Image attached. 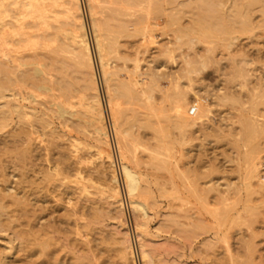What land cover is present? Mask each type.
<instances>
[{
    "label": "rangeland",
    "instance_id": "1",
    "mask_svg": "<svg viewBox=\"0 0 264 264\" xmlns=\"http://www.w3.org/2000/svg\"><path fill=\"white\" fill-rule=\"evenodd\" d=\"M107 1H108V4H107ZM109 1H111V2H109ZM120 1L119 0H92V7L94 8V10H92V11H94L95 13L97 12L96 14H94V16L96 15L94 18H96L95 19L96 23H98V27H100V30L97 28V35H98V38L100 37L99 39H101L100 40L101 42L102 41L103 42L108 41V40H105L107 38L106 36H109V38H111L110 36L113 34V31H115L114 35H112L114 37L113 41H115V42H113L114 44L110 48L111 50H113V52L110 50L108 53L109 49L103 50L104 56L106 57L105 59L108 60L107 61L108 62V68L113 74H115L116 79H114V80H116V83L118 81L119 82L120 81L125 82V83H119V84H125L127 87L129 86L131 92L133 91L132 94L134 93L133 95L129 96L130 98L129 97L125 98V96H123L119 92H116V90H113V89H115V87H112V90H111V93L114 94V96H115V97H113V98H115L114 103L118 104L116 106V107H118V108H116V110L117 109L120 110L123 114V121H122L121 127L124 126L125 128L124 127H122V128L126 129L127 130L126 133H127V135H129V136H127L126 134H125L126 136L124 134L122 135V137L124 139L126 138L125 139L126 141H122L123 139L121 140L124 143L123 144L122 142H120V139L118 140V135L116 134V132H114L116 130H115L114 119L112 116L113 114L111 113V109L109 108V105H107L106 96L104 93L105 92L104 87L101 86V83H99V97L101 100L102 114H103L105 129H106V132L108 135V143H109V145L102 146V149L104 150V152L105 151L107 152V153L105 152L106 154H110L112 161H113V168H114L116 177L118 179L117 184H118L119 194L121 197L120 199H121V202L123 204L122 205L123 212H124L123 216H124V221L126 222L125 227H126L127 233L129 234V239L131 240L133 247H134L135 264H142L141 261H139L140 258H139V251H138V245H137V243H138L137 237L133 231V228L135 227L136 218L134 217L130 207L128 206V198L124 192V186H123L124 184L122 182L120 172H119L120 162H126L122 158V153H121L122 150H120V148L121 147L126 148V146H128L127 147L128 149L126 148L128 151L127 154H128V156H130V157L127 156L128 157L127 163H129V162L131 163L129 165L134 167V169L137 172L138 178H139L140 188H139V191L137 193V196L139 199L144 200L145 202L148 201L147 204H149L148 211L146 212V214H147L146 216H149V217H146V220H147V218H148V220L146 221V227H144L143 229L145 230V233L147 235L146 239H145L147 242L144 244L145 245L147 244L146 247L149 250L150 256H151L152 261H153L152 264H226V263L228 264L231 261L232 262L229 264H264V202H263L264 195L262 196V194H264V181H262L263 183L260 182V180H262V179L264 180V177L262 178V175L264 176V173H262L264 171V153H263L264 152V145H263L264 144V136H263L264 129H261V127L264 128V113H263L264 112V19L262 18L260 21V18H259V17H262L263 15L262 16L259 15L260 12L257 10L258 7L255 5H254L255 7H253V6L251 7L252 9H247V11H250L248 13H246L247 11L244 9L245 10L244 13L247 14V15H245L244 13H242L240 11V9L237 8L239 6L238 4L235 5V6L238 5L237 7H228L229 3H227V5H226L224 2L225 5L222 3H221L222 5H221L220 2L217 3L215 1L211 4H210V2L197 1V3H200L201 5L203 4L202 6L200 4H199L200 6H198V4L195 3V1L194 2L192 1L191 3H190V1L189 2L187 1L188 4H186L187 3V2L185 3L186 0L185 1L180 0L182 4L180 2H177L179 0H174V1L172 0L175 4L174 3L172 4V2L168 3L170 1L167 2V0H157V1L152 0V2H150L151 0L150 1H148V0H146V1L145 0L144 1H142V0L141 1L129 0L128 3H127V0H125V1L120 0ZM132 2L134 5L132 4ZM138 2H139V4H138ZM153 2H154V4H153ZM79 3H80L83 21L85 22L84 24H85L87 34H88V40H89V43L91 45V50H92L94 60H95L93 33H92L91 23L89 21L90 17H89L88 0H79ZM101 3L106 5V6L101 5ZM123 4L126 7H124ZM135 4L136 5L138 4L139 6L138 5L136 6ZM183 4H185V5H183ZM189 4H192V5H189ZM217 4H220V5H217ZM111 5H113V6H111ZM116 5H117L118 9H123V8L124 9L118 10L116 8ZM142 6H143V8H141ZM207 6L210 9L207 8ZM212 6L215 8H212ZM229 6H231V5H229ZM232 6H234V4H232ZM102 7H105V8H102ZM133 7H134V10L131 9ZM198 7H202V9H200V11H199ZM203 7H205V9ZM99 8L100 9L102 8V9L100 10ZM138 8H140V9H138ZM147 8H149V9H147ZM159 8H162V9H159ZM150 9H151V12H150ZM206 9H208L209 12H207ZM211 9H214V10L216 9V10L215 11L213 10L214 12H211L212 11ZM242 9L243 8H241V10ZM109 10H111L113 13L112 12L109 13L108 12ZM115 10H117V11H115ZM138 10H141V11H138ZM105 11H107L109 16H107V13ZM155 11L156 12L158 11V12L156 13ZM176 11H177V14H179V15L176 14ZM167 12H169V13H167ZM174 12H175L177 17H175ZM225 12H227V13L225 14ZM131 13H132V15H131ZM129 14L131 15L130 16L131 18H127V17H129ZM134 14H136V15H134ZM141 14L143 16H141ZM168 14H170V15H168ZM242 14L244 17L240 16ZM117 15H119V16H117ZM120 15L122 16V18ZM166 15L169 16L170 19H172V16L174 15V19H175V20L173 19L174 22H171L172 20H169V17H167ZM134 16H135V18H134ZM138 16H140L141 18ZM145 16H148V18ZM226 16H228L227 17L228 19L226 18ZM237 16H238V18H237ZM247 16L250 18L248 19ZM102 17H103V20L101 19ZM123 17H124V19H123ZM164 17L165 18L167 17V18L165 19ZM178 17H179V19H178ZM191 17L193 18V21H192ZM106 18L107 19L109 18L108 20H110V21L106 20ZM112 18L114 20H112ZM119 18H121V20L123 19L122 20L123 22L119 21L120 20ZM176 18L178 19V21ZM218 18H220V19L222 18V19L218 20ZM104 19H105V21H104ZM128 19H130V20H128ZM135 19H137L136 22H135ZM225 19H227L230 22H228L227 20L225 21ZM116 20H117V22H116ZM138 20H140V21H138ZM202 20L206 21V22L204 21L206 23V25ZM214 20H216V21H214ZM132 21H134V24H136V27H138V30H136L134 24H133V27L131 26ZM241 21H242V23H240ZM244 21H246V23H244ZM259 21L262 23V26H257ZM140 22L142 23L141 26L138 25V24H141ZM145 22L147 23V25ZM176 22H178V23H176ZM202 22L204 25L202 24ZM208 22H209V24H208ZM220 22H222V24H220ZM260 22H259V24H261ZM109 23H111V25L108 26ZM126 23L127 24L129 23L130 25L128 24L129 26H127ZM170 23L171 24L173 23L172 25L177 29H175L173 26H171ZM223 23L225 25H223ZM112 24H113V26H112ZM121 24H122V26H121ZM210 24L212 26H214V28H212L211 30H209V28L211 27V26H209ZM216 24H218V26ZM229 24H230V26H229ZM148 25L150 27H148ZM215 25L217 26V28L215 31H213L216 27ZM114 26H115V28H114ZM118 26H119V28H118ZM123 26H125V29ZM202 26H204V27H202ZM225 26H227V27L225 28ZM231 26H233V27H231ZM130 27H132V28H130ZM166 27H167V29H166ZM222 27L224 28V31H223ZM228 27H230V28L228 29ZM101 28L103 29L102 30L103 32L101 31ZM110 28H111V31H109ZM112 28H113V30H112ZM126 28H127V30L132 29L134 34L131 33L132 32L131 30H130L131 32L130 31L127 32ZM149 28H151V29H149ZM197 28H199L198 31H197ZM161 29H163V30H161ZM173 29L175 31L179 30L180 31L179 34L180 35L182 34L181 36H183V37H180L179 41L176 40V36H175L176 32L174 31L175 32L174 33ZM219 29L222 30V33L220 32V34H217V32H218L217 30H219ZM241 29H243L244 31ZM116 30H117V32L118 31H121V32H119L117 34ZM143 30H144V32H143ZM238 30H240V31H238ZM248 30H249V32H248ZM104 31H107V32L105 33ZM145 31H146V34H145ZM183 31L185 32V34ZM201 31H203V32L201 33ZM209 32H212V34L214 36L215 35H217V36H215V38H214V36L213 35L211 36L209 34ZM213 32H215V34ZM228 32L229 33L232 32V34H228ZM123 33L124 34L126 33V34L123 35ZM138 33H140V35ZM142 33H144V34H142ZM196 33H197V35H195ZM101 34H102V37H101ZM106 34H108V35H106ZM208 34H209V36H207ZM103 35H105V38ZM220 36H221V38L219 39ZM212 37H213V39H212ZM216 37H218V39ZM197 38H199V39H197ZM225 38L228 40H226ZM184 40H186V42H184ZM194 42H195V44H194ZM228 43H229V45L230 44H232V45L229 47ZM185 44H188V45H185ZM17 49L18 48H16V50ZM19 49L17 50L18 52H20V50H21V49L20 50ZM204 49L208 50V51L204 52ZM36 51H37V53L39 52V50H36ZM21 52L20 53L22 54L21 56H23V60L33 59L32 58V55H33L32 51L23 52L21 50ZM110 52H112V53H110ZM181 53L184 54V55L182 54V57L180 55ZM246 55L248 57H246ZM0 56H1V54H0ZM238 56L239 57L241 56L242 59L239 58ZM242 56H244V57H242ZM229 57H231V59ZM185 58H186V60H185ZM245 58L248 60H246ZM189 60L190 61L192 60L193 62L191 63ZM187 61H189L188 65L186 64V63H188ZM235 61L237 63H239L240 61H242V62L244 61L243 63L245 65L242 62H240L241 64H237ZM135 62H137V64H138L137 68H135ZM231 62H232V64H231ZM251 62H253V63H251ZM193 63L194 64L196 63V65H194ZM242 64H243V66H242ZM229 66H231V67H229ZM153 67H155L156 69ZM246 67L248 68V70ZM147 68H149V70ZM243 68L244 69L246 68V70H243ZM119 69L121 70V72L119 71ZM136 69L138 71L139 70H141V71L138 72ZM241 69L248 74V76H246L248 79L245 78V81L243 78L239 77V74H240L239 72L237 73L238 75L235 73L236 71H239ZM152 70L155 71V72H153L155 75L159 74L158 78L156 77L157 75L154 76L156 81L154 79L155 82H153V84L156 83L155 84L156 86H154L152 84V82L149 85L148 80H147L148 76L147 77L145 76L149 72L151 75ZM156 70H157V72H156ZM234 70H235V72H234ZM184 71H188V72H186V74H189V75H185ZM226 72L229 75H231L230 78L228 77ZM125 73H127V74L125 75ZM136 75H138V77ZM128 76H130L129 77L130 79L128 78ZM144 77L147 79H145ZM181 77L184 80L181 79ZM238 77L241 79L239 80ZM131 79L135 80V83L137 85L133 82V80H132V82L134 84L132 82H130ZM228 79L229 80L231 79L230 80L231 84H230V81ZM246 80H248V81L250 80L249 81L250 83L248 81L246 82ZM227 82H229V83H227ZM232 82H234V83L236 82L237 84H234ZM239 82L245 86H241ZM257 82H259L258 85H257ZM260 82H261V85L259 86ZM129 83H131V84H129ZM188 83H190V84H188ZM151 84L153 85L152 87H151ZM172 84H174V85H172ZM177 85L179 86V88ZM183 85H184V87H183ZM148 86H150V88H147ZM185 86H187V87H185ZM229 86H231V87H229ZM250 86L252 88L254 87V89H251ZM175 87H177V88H175ZM240 87L244 88L245 93H243L244 90H242ZM247 87L250 89H248ZM22 88H23V90L19 86L18 87L14 86L15 90H13V91L11 90V91L12 92H14V91L18 92L19 91L18 94L19 93L21 94V96H18L19 98L22 96L25 97L26 91L31 92L30 88H28V89L26 87H22ZM227 88H228V90H227ZM179 89H181V90H179ZM187 89H189V90H187ZM240 89L243 92L240 91ZM246 89H248L249 91H247ZM137 91H138V94H135V93H137ZM176 91H178V92L176 93ZM116 93H119V94H116ZM175 93H176V95L178 93H182V95H185L189 105H192L196 99L197 105H199L198 104V101H199L200 104H203L204 107H206L208 109V112L206 109L205 114H204V111H202L203 116L199 120H197L198 125L188 127L187 129L183 130L182 133L179 132L180 130L177 127V125L175 128V127L171 126V124L169 122L173 118L172 117L173 110H172L171 104H173V102H174L173 100H170V99H174V98L177 99V97H178V95L176 96ZM145 94H146V96H145ZM148 94L150 95L151 98H149ZM228 94L230 95V97L228 96ZM232 94L234 95V97L239 95L241 97V98L238 97V98H240L239 99L240 102L238 100L237 101L235 100V98H237V97H235V98L233 97V99H232L231 98L233 96ZM134 95H137L136 97H138V95H139V97L141 99L139 97H138L139 99L138 98L136 99V97ZM15 96L17 98L16 94H15ZM39 96L37 98L41 102L48 100L45 98L46 97L45 95H42V93H40ZM78 96H76L77 97L76 99L75 98L72 99V101L74 103H76L78 101V98L80 97V96L79 97ZM119 96L121 98H119ZM132 96L134 97V99L132 98ZM164 96L165 97L167 96V97L164 99ZM142 97L143 98L146 97V100L150 101V104L153 107V108L151 107L153 113H152V111H148L146 109L150 106L147 103L146 107H145L146 100L145 99L143 100ZM215 97H217V98H215ZM245 97L247 98V100H245L246 99ZM40 98H42V100ZM222 98H224L225 100ZM243 98H245V99L243 100ZM250 98L253 100H251ZM38 99H37V102H38L37 106L33 105L34 103L31 104V106H33V108L36 110V111L34 110L36 113H38L40 110H42V108H40L41 105H39L41 102L39 103ZM124 100H125V102H123ZM140 100H142L144 102H142ZM215 100L217 101V103ZM232 100H234L235 103ZM130 101L133 103H131ZM231 101H232V104H231ZM246 101H249V102H246ZM26 102L27 101H25V103L24 102L23 103L27 105ZM136 102H138V103H136ZM139 102H140V105H139ZM157 102L160 104H158ZM244 102H246V103H244ZM134 103L136 104V106ZM236 104L239 105L238 107H240V108L246 107L245 110H248V111H245L244 108L236 109L238 111L242 110L241 112L236 111L235 110V108H237ZM147 105H148V107H147ZM153 105H155V106H153ZM255 105H258V106L256 107ZM261 105H263V106H261ZM142 106H144V107H142ZM247 107H248V109H247ZM249 107L252 109L255 108L258 111V113H256V110L254 111L256 114L252 113L253 111L250 110ZM74 109H77L78 113L81 110L79 107H76V105L73 108V110ZM185 109H186L185 111L187 112V108H185ZM233 109H234V111H233ZM77 110L76 111L74 110L75 116L72 115L71 116V117H73L72 119H71V117H69V118L67 117V121H65L64 124H61L63 122L61 121V123H60V120L57 118L59 120L58 121L56 119V116L52 117L54 115H51V114L48 115L49 117L52 118L51 121L49 120L50 121L49 127L51 128V125H52L56 129L55 130L54 128H52L54 130V135H56V134L58 135V132H59L60 138H61V136L64 134L62 136L63 138H61V139L59 138L60 140H58V139L55 140L56 141L55 144L57 145V143H58V146H53V149L50 148L51 149L50 154L54 155V157H55V153H56V155H58V152H55V151H60L62 153L68 154V155L71 153L72 158H74L76 156H79V157L85 156L84 158H89L91 156L93 161H88L89 162V163H87L88 166L86 164L87 167H90L88 169L91 170V172L89 171L90 172L89 175H91V176H86V174H84V173L81 174L82 176H85L83 182L87 185H90V187L88 188V191L91 193L90 195H88L89 200H87V198H83V196L80 195L79 192L74 188V185H75L74 180L76 178V175L73 172L64 173L63 171H65V170L62 169L63 165L60 163H58V164L56 163V164H57V167L59 169L61 168L63 170L62 171L60 169V171H62L60 175L64 176V180H62L63 182L61 180H59L60 175L57 176V177H59L58 178L59 181L56 180L54 182L49 181L50 183L47 182L49 184V186H48V184L46 185L45 181L41 182V180H40L41 177L43 178L42 180L46 179L43 176H44L45 172L47 171V168L53 164L52 161L54 160V157L52 156L53 159L51 158V155H50V158H49V156L47 157V154L50 151H47V149H49V147L46 146V145H48L46 143L48 142V140H50V139H48L50 137V135L47 132L45 134H48L49 136L43 135V132L45 131V129H44L43 125L40 124V126L43 127V129H44V131L42 129L43 132H41V128L38 126L40 122H38L36 120H34V121H36V123L38 122L37 123L38 125H36V123L33 121L35 124H33L34 127L31 128V130H34L36 128V130H34L33 132L35 133V131H36L35 134L36 135L38 134V138L42 142L41 144H38V145L35 142L36 146H39L38 148L40 150L39 149L36 150L37 149V147H36L35 149H32L33 150L32 151L31 145H29L30 147H26L27 145L24 144V142H21V140H20L19 142H17L15 144V146L16 147H17V145L21 146V148H23V150L21 149L22 151H20V147H18L19 149H14L15 148L14 147V148L10 149L11 151H15V152H13V154L11 151H9L7 154L10 155V153H11L10 156L4 155L2 157V159L3 158L6 159V157L8 159V160L6 159L7 162L5 161V159H3L5 161V166H8V167H6V171L8 172L7 174H9L8 175V184L11 185L12 191L15 190V189H13V187H16V190H19V188H20L19 186L22 184V182L20 181V183H21L20 184L19 179L17 177L20 178L21 171L18 170L16 166H18L20 163L24 164L26 162L28 168L25 167L26 164H24L25 166L20 164L23 167H20V165H19V167L22 169V172H23L22 174L23 175L25 174L24 176L28 177V178L26 177L27 181H29V175L31 176L30 178H32L31 174L33 173V180L30 179L31 182H27V185L29 184L28 188L26 187L27 185L23 186L24 188L22 187L25 190V191H22V193L25 192L26 195H28V193H29L28 199H30L31 205L32 204H33V206L36 205L35 209L37 207H39V209L41 207L43 208L42 211L44 213H42V211L40 213V210H39V212L37 210V212H35V215L40 218V221L42 220V222H40V221L39 222L43 223V225L47 227V231L51 232L50 234H48V237H50L48 242L51 244L53 242L56 243V241H57L56 244L53 243L50 245V246L53 245L51 247L52 249L50 248V246H48L49 248H47L48 249L47 254L48 253L51 254L53 252V255L57 256L56 257L57 259H54L55 258L54 256H53L54 257L53 258L52 256L49 255L50 257H47V259H46L48 263H46V262H44L45 259L42 256L43 258L40 257L42 259H39V257H38L39 260L36 259L38 262L41 260L42 263L44 262L45 264H62L61 263V260H62L63 264H73L71 262L74 260V261H76V262L73 261L74 264L75 263L78 264V263H80V261H78L76 259L77 257L72 256V254H74V255L83 254L84 255L87 252L86 255H88L90 257L91 261H93L95 259L96 264H103V262L105 264H109V263L112 264V260L115 261V263L113 261V264H117V257L115 258L116 255H115V253H113L114 251L111 250V247H112L111 243L113 242V237L115 236L114 229L116 227V225H115L116 220L112 218L114 216V213L107 212L109 207H110V205L108 203H104V204H98L100 202H98V203L96 202L97 204L94 203L97 205L94 207H96V208H99V206L101 207V208H99V210H102L103 207L105 208V209H103L104 215L99 216V217H104V218H102V219L98 218L101 221L98 220V221H96V223H94L95 226L97 224L98 225L95 227V226H93L94 225L93 224L91 226V229L88 231V235H87V239L89 240L88 246L86 244L81 243L78 240V237L74 236V238H77L75 240L72 237L74 235L72 232L71 233L73 235L71 233H70L71 234L70 235L68 232L65 233V232L61 231V229L64 226H61L58 224V222H59L58 220L61 217L60 215H62L64 212L63 207H67L68 209L75 207L79 211V213H78L79 218H80L79 224H84V223L90 221V218L92 216H90V214H89L90 213L89 207H91L93 204L92 202L90 203V201L93 199L96 200V197H97L96 192H97V190H99V189L101 190V188H102V185H100L98 183L96 176H95L96 171L98 170L97 168H99V165H98L99 162H98V160L95 161L94 157H92V154L95 150V147H97L96 146L97 143L94 139V135L92 136L90 126L88 124L86 125L85 123H83L85 121L82 119H84L85 116H81L82 114L81 115L79 114L80 117H83V118L81 119L80 117H78L79 115L76 113ZM243 110L245 112H243ZM168 111H170V113ZM165 112H166V114H165ZM234 113H235V115H234ZM236 113L237 114L241 113L240 115H243V114L245 115V113H246L248 116H250L251 119L253 118L252 120L254 121V123H255L254 118H256V121L258 120V122L260 120L261 123L259 122V124H258L260 126L257 125L258 122L255 124L257 125L256 126L257 128L259 127L258 128L259 129L258 134L260 133V129H261V133L263 131V133H262L263 137L257 135V137L258 138L260 137V138L259 139L255 138L256 142H257V147L259 145L258 148H260L259 150H257L258 148H256L258 155H259V151H261L260 152L261 156L259 155V157H258V160H259L258 161L259 162L258 171L260 173L259 172L257 173V179L251 180V182H250L251 186H249L248 187L249 189H247L248 192H244V191H246V189L244 188L245 189L244 190L243 186L246 187V184H244L245 180H242L241 178L244 177L243 173L245 172V169L247 168L246 163L249 162L248 160H251V159H248L247 154L245 155V153L248 151L247 148H250V147H248V145H247L246 149L244 150L242 145H240L241 143L239 141L237 142L238 139H241V142L243 144H245L244 139L242 140L243 135L240 134V137L238 136V133H240L242 131V129L239 130V127L241 125L240 126L238 125L240 123L239 120H240L241 116L239 115L240 116L239 117ZM131 114H133V115H131ZM152 114H154V116H151ZM185 114L188 115L187 113H185ZM195 114H196V112H195ZM251 114H253V115H251ZM76 115H78V116H76ZM130 115H131V117H130ZM49 117H48V119H49ZM146 117H147V119L149 118L148 119L149 121L151 120V123L154 122L157 127L159 126V128L162 127L161 124L164 125L165 128H163L164 126L162 128H163V131H165L166 133L165 132L161 133L160 135H162V136L156 135L157 133L155 134V132L152 129L145 127L143 125V123H141V122L143 120L145 121ZM153 117H155V118L153 119ZM188 117H192V116L188 115ZM77 118H78L77 124L81 129L78 127L77 128L74 127L75 125L77 126V124H76ZM230 118H232V119H230ZM236 118L237 119L239 118V120H236ZM13 119L15 121L16 118L13 117ZM234 119L236 121H234ZM148 120H146V121H148ZM52 121H53V124H52ZM79 121L80 122L82 121L81 123L84 125L81 126L82 125L81 123L79 125ZM165 121H167V122L165 123ZM129 124L131 127L129 126ZM169 124H170V126H169ZM225 125L228 127H226ZM229 125L232 127H230ZM6 126H7L6 128H4L5 126L2 128L3 130H1V132H0L1 133L0 138L8 137V135H9L8 129L11 130V128H13L14 125H13V122H10ZM18 126L20 127V125H17L16 127H18ZM88 126L90 129L88 128ZM237 126H239V127H237ZM79 129L82 131H80ZM233 130L235 131V133ZM237 130H239L240 132H238ZM37 131H38V133H37ZM55 131H57V132H55ZM228 132L231 134L230 136H232V137L229 136ZM151 133H152V135H151ZM41 134L43 135V137L45 136L44 139H43V137H41L42 136ZM165 134L167 136H164ZM4 135H6V136H4ZM235 135L238 137V139H237V137H234ZM33 137H35V135H33ZM115 140L117 141L119 151H117L118 148L116 146ZM257 140H260V141H257ZM127 141H129V142H127ZM159 142L161 145H159ZM167 142L169 143L170 147L168 146ZM174 142H176V143H174ZM180 142H183V143H180ZM74 143H75V145H74ZM120 143H122L123 145H120ZM55 144H53V145H55ZM64 144L66 145V147L64 146ZM76 144H77V146H76ZM130 144H132V145H130ZM235 144L237 145V147H239V149L236 148ZM43 145L45 147H48V148L45 149V147ZM40 146H42V148L43 147L44 148L41 149ZM106 146H108V147L106 148ZM56 147L57 148L59 147L61 150L59 148L56 149ZM158 147H160L159 149L162 148L163 150L161 149L158 151ZM25 148H27V149L29 148L31 150L30 156H29L30 152L29 153L24 152V151H27V150H25ZM75 148H77V149H75ZM156 148H157V151L159 153V154L156 153V156L158 155L156 158V159H158L157 161L158 162H160V160L165 161L166 162L165 163L166 164V171H167V173L168 172H170V173L167 174L165 169L162 170L160 168H156V166H155L156 163H154V162H157V161H155V158L153 157L155 155L152 153V152H154V153L157 152V151H155ZM126 149H125V151H126ZM131 149H133V150H131ZM153 149H154V151H153ZM42 150L44 152H45V150L47 151L46 156L43 155L44 152ZM53 150L55 152L54 154H52ZM39 151L41 153H39ZM16 152H18L20 155ZM72 152H74V156H73ZM14 153L16 154V156H14ZM22 153L24 154V156L22 155ZM162 153H165V155ZM17 154L21 157V159H22V156H23V158L26 156L23 159L24 161H22L17 156ZM32 154H34V155H32ZM119 155L121 157H118ZM161 156H163L164 158ZM11 157H14V159L13 158L9 159ZM27 157H29L30 159H28ZM57 157L58 156L55 157V161H53V162L57 161L56 160ZM168 157H170V158H168ZM91 158H90V160H91ZM242 158H243V161L241 160ZM47 159H48V162H47ZM51 159H52V161L50 162ZM18 160L21 162H19ZM253 160L254 159H252V162H253ZM8 161H10V163L13 161L11 163L12 165H10ZM241 162L242 163L244 162L246 165L244 166V163L242 164ZM47 163H49L50 165H48ZM132 164L135 166H133ZM58 165L62 166V167H59ZM244 167H246V168L244 169ZM40 168H42L43 170L42 169L40 170ZM173 168H175L174 169L175 172L174 171L171 172L173 170ZM25 171L28 175H26ZM40 171H43V172H40ZM181 175H182V177H184V179L182 177H180ZM12 176L15 178L13 179ZM57 177H56V179H57ZM34 178H36V180ZM172 178H173V180H172ZM195 179H196V181H195ZM258 179H260V180H258ZM34 180L36 183L35 185L32 182ZM188 180H189V182H191V184L188 183ZM240 181L243 183V185H242V183L239 184ZM58 182L61 185V187L59 189L57 188L60 186V185H58ZM61 182L64 183V185H62ZM159 182L161 184H159ZM205 182H208V183H205ZM215 182L219 183L218 184L219 188L221 185L220 189H224L225 183H230L232 185L230 187H233L234 185H236L237 187H238V185H240V186L242 185L241 187L239 186L240 190H238L239 187L237 190L233 187L235 189V192H232L234 189L230 188L228 185L226 187V189H227L226 192H228V190H229V192L232 190L230 193H238L239 192L240 197H241L240 200L243 202H241L240 200L239 201H240V203H243V205L239 204V202H236V200L235 201L233 200L234 203L236 202L238 204H237L236 208L233 207V209L235 208L234 210L228 212L229 209H231L232 205H228L227 203L232 202V199H234V198H232L233 194H232V197H231V194L229 195V193H228V196H226L227 195L226 192L223 193L224 190H226V189H224L221 191L222 195H224L223 196L224 198H220L219 197L220 194L218 195L220 189L218 187H216V189H215V186H214ZM259 182L262 184L260 185ZM31 183L33 184L35 189H36V187H38V189H39V190L36 189V190H38V192L34 193V195L36 194L35 198L32 197L33 193H30V191L35 192V189L33 188V186H31L32 185ZM40 183H43L45 187L43 186V184H40ZM185 184L187 185L186 187H184ZM189 184H190L191 188L188 187ZM195 185H196V187H194ZM209 185H211V186L213 185L214 189L216 190V191L212 190V192H215V193H213V195H212V193H210L211 191L208 190ZM66 186H68V188H65ZM211 186H210V189L212 188ZM17 187H19V188L17 189ZM39 187H41L42 189ZM206 187H207V190L209 192L205 191L206 189H204V188H206ZM45 188H46L47 193H45V190H44ZM56 188L58 189V192H57ZM186 188H188V189H186ZM217 188H218V193H216ZM192 189L196 190V192H198V193L191 194ZM202 189H203V191H202ZM62 190L63 191L65 190L66 193H68V195L71 197V200H72L71 206L66 205L64 203V201H60L58 199V198H60L61 195H57V194H62L63 193ZM249 190H250V192H249ZM40 192H41V194H40ZM205 192H207L208 194L205 195ZM209 193L213 197L211 195L209 196ZM246 193H248L249 197L251 198V200H249V201H251V207L249 206L250 202H249V204H248V202H246V204L244 202V201H248V198H249L246 195ZM215 195H216V198L218 199V203H219L220 199L221 200L223 199L222 201L220 200V202H222V203L226 202V203H224V205L225 204H227V205L224 206L223 204L221 205V203H220V206L214 205V203L212 204V201L214 199L212 200L210 198H214ZM235 195H238V194H235ZM235 195H234V197H235ZM62 196L64 197V194ZM62 196H61V198H62ZM244 196L246 197L247 200H245L243 198ZM227 197L228 198L231 197L232 199H228ZM203 198L205 200L209 198L210 200L204 201ZM216 198H215V200H216ZM215 200L213 202H215ZM96 201H98V200H96ZM216 203L217 202H215V204ZM234 203H232V204L234 205ZM81 205H83V206H81ZM101 205H103V207ZM222 206H224V207L227 206L226 207L227 210H225V209L221 210L222 208H224ZM241 206L242 207L247 206L248 208L250 207L252 209L249 208L248 209L249 211L247 210L248 212H246L245 210L240 208ZM244 209H246V207ZM235 210H236V212H238L237 210H240L241 212L239 211L240 213L234 214V213H236ZM219 211L220 212L223 211L224 213H226L228 216V219H226L227 216H224V214H223V218L224 217H226V218L225 219L220 218L221 214H219L220 213ZM233 211H234V213H231ZM215 212H217L218 214ZM227 212L231 213V214H228ZM38 213H39V215H37ZM241 213L243 216L241 215ZM192 217H193V220L195 219L194 222L191 219ZM171 218L175 219L176 224H172V222L175 223V221H172ZM187 218H190V219L188 220ZM168 219L171 220V222L168 221ZM72 220L73 219H70V222H72ZM137 220H138V218H137ZM139 220H140V218H139ZM188 221L191 223H188ZM44 223H47V224H44ZM54 228L57 229V231L54 230ZM58 228H59V231H58ZM70 228H72V227L70 226ZM15 229H16L15 231H17V229L20 230V229H25V228L19 229L16 227ZM2 230H4V231L2 232L0 230L2 232V233H0L1 234L0 235V253L2 252L3 254L7 255V259L4 262L8 263V264H21V262H20L21 259H23L27 254L26 253L27 251L26 252H23V251L28 250V249H25V250L17 249L18 251L17 250L14 251L12 247L17 244L16 243L17 240L15 241L13 239L15 241L14 245H13L12 244V242H13L12 234L10 232H9L10 233L9 234L8 230H6L5 228ZM11 230H13V229H9V231H11ZM5 231H7V232H5ZM80 231H81V229H80ZM4 232L6 233V235ZM62 234L64 235L65 239L63 238ZM8 235L9 236L11 235L12 237H9ZM68 235H70L74 239V241L70 236L68 237ZM6 236L9 237L8 240H7ZM67 237H68V239H67ZM62 238L64 239V241H66V239H67V241H66L67 243L64 242L62 240ZM70 238L72 239V244L68 243ZM9 239L11 240L10 243L12 245L9 243ZM54 240H56V241H54ZM48 242L46 243L47 245L49 244ZM69 244L72 245V246L70 245L72 247V249L69 246L71 252L69 251V247L66 246ZM46 247L47 246H44L43 248H46ZM67 248H68V250H67ZM89 249H90V251H88ZM46 251L47 250H45V252ZM54 252H56V253L58 252V254L55 255ZM68 252H70V253H68ZM93 255L94 256L96 255L97 257L95 256L96 257L95 258ZM102 255L104 256V259H106V260L101 263V260L103 258ZM49 258L51 260H53L54 262L49 260ZM110 260H111V262H110ZM228 260H229V262H228Z\"/></svg>",
    "mask_w": 264,
    "mask_h": 264
},
{
    "label": "bare ground",
    "instance_id": "2",
    "mask_svg": "<svg viewBox=\"0 0 264 264\" xmlns=\"http://www.w3.org/2000/svg\"><path fill=\"white\" fill-rule=\"evenodd\" d=\"M120 1V0H119ZM123 1H125V0H123ZM128 1L129 0H127V3H128ZM134 1H137V0H134ZM138 1H141V0H138ZM142 1H144V0H142ZM146 1V0H145ZM148 1H150V0H148ZM157 1V0H156ZM168 1H170V2H168ZM174 1V0H173ZM172 0H167V2L168 3H171L172 2V4L174 3ZM183 1H185V0H183ZM189 2L190 1V3L193 1H195V3L196 4H198V6H200L201 4L200 3H197V1H201V2H210V4L211 3H213L214 1L215 2H217V3H219L220 2V4L222 3V4H224V2H225V4L227 5V3H229V5H231V6H229L228 5V7H237L238 5V9H240V11L242 12V13H244V11L246 10L247 11V9H252L251 7L253 6V7H255V6H257L258 7V11L260 12V16H262V17H259L260 18V21H261V19L263 18L264 19V0H186L185 1V3L186 2ZM106 2V1H105ZM109 2H111V1H109ZM121 2V1H120ZM150 2H152V0L150 1ZM177 2H180L181 3V1L179 0V1H177ZM188 2L186 3V4H188ZM104 3V2H103ZM125 3V2H124ZM131 3V2H130ZM147 3V2H146ZM167 3V4H168ZM184 3V2H183ZM194 3V4H195ZM100 4V3H99ZM105 4V3H104ZM104 4H102L101 3V5H104ZM107 4H108V1H107ZM115 4V3H114ZM121 4V3H120ZM132 4H133V2H132ZM138 4H139V2H138ZM137 4V5H138ZM153 4H154V2H153ZM161 4V3H160ZM175 4V3H174ZM182 4V3H181ZM200 4V5H199ZM209 4V3H208ZM207 4V5H208ZM209 4V5H210ZM220 4H217V5H220ZM221 4V5H222ZM224 4V5H225ZM232 4H234V6H232ZM236 4H238L237 6H235ZM110 5V4H109ZM118 5V4H117ZM117 5H116V8H117ZM134 5V4H133ZM136 5V4H135ZM136 5V6H137ZM183 5H185V4H183ZM189 5H192V4H189ZM188 5V6H189ZM203 5V4H202ZM201 5V6H202ZM255 5V6H254ZM99 6V5H98ZM97 6V7H98ZM104 6H106V5H104ZM111 6H113V5H111ZM119 6V5H118ZM123 6H124V4H123ZM122 6V7H123ZM139 6V5H138ZM144 6V5H143ZM143 6L141 7V8H143ZM176 6V5H175ZM206 6V5H205ZM120 7V6H119ZM124 7H126V6H124ZM131 7V6H130ZM197 7V6H196ZM217 7V6H216ZM224 7V6H223ZM222 7V8H223ZM227 7V8H228ZM240 7V8H239ZM250 7V8H249ZM88 8H89V17H90V23H91V28H92V33H93V40H94V50H95V60H94V56H93V53H92V50H91V45H90V43H89V40H88V34H87V30H86V27H85V22L83 21V17H82V13H81V8H80V3H79V0H0V54H1V58H0V132H1V130H3L2 128L4 127V128H6L7 126L6 125H8V123H10V122H13V125L16 127L17 125H20V127L18 126V127H14L13 126V128H11V130H9L8 129V131H9V135H8V137H4V138H0V230L3 232L4 230H2V229H6V230H8V233L10 232L11 234H12V236H13V238H12V240L14 239L15 241L17 240V244L15 245V246H13L12 248H13V250L14 251H16L17 249H20V250H25V249H28V250H25V251H23V252H26L27 254H26V256L23 258V259H21V264H41L42 263V261L40 262H38L36 259H38V257H39V259H42L43 257H44V259H45V261L44 262H46V263H48L47 262V257H50V256H54L53 255V252L51 253V254H47V252H48V249L47 248H49L48 246H50L51 244H53V243H49L48 241H49V238L50 237H48V234H50L51 232H49V231H47V227L46 226H44L43 225V223H40V222H42V220L40 221V218L39 217H37L36 215H35V212H37V210H38V212H39V210H40V213H41V211L43 210V208L41 207L40 209H39V207H37L36 209H35V207H36V205H34L33 206V204L31 205L30 203V199H28V196H29V193H28V195H26L25 194V192L24 193H22V191H25L23 188V186H25V185H27V182H31L30 181V179H32L33 180V173L31 174L32 175V178H30L31 176L29 175V181H27L26 179L28 178L27 176H24L22 173V169L20 168V167H23V166H25L24 164H26V162L23 164H21V165H23V166H21L20 164V167H19V165L18 166H16L17 167V169L18 170H20L21 171V176H20V178L19 177H17L18 179H19V183H20V181L22 182V184L19 186V187H17V189L19 188V190H16V187H13V189H15V190H13L12 191V187H11V185H9L8 184V175L9 174H7L8 172L6 171V167H8V166H5V161H6V159H7V157H6V159L5 158H3V159H5V161L2 159V157L4 156V155H9V154H7L9 151H11L10 149L11 148H14V149H19L18 147H20V151H22L23 150V148H21V146H18L17 145V147L15 146V144L17 143V142H19L20 140H21V142H24V144H26L25 146L26 147H30L29 145H31L32 147H31V150L32 149H35L36 147H37V149L36 150H38L39 148V146H36V143H37V145L38 144H41L42 142H41V140L38 138V134L36 135L35 133H36V131H35V133L33 132L34 130H36V128L34 129V130H31V128H33L34 126H33V124H35L36 123V121H38V122H40L39 123V125L36 123V125H38L40 128H41V132H43L44 131V129H45V131L43 132V135H50V137L48 138V139H50V140H48V142L46 143V144H48V145H46V146H48L49 147V149H47V151H50V152H48V154H47V157L49 156V158H50V153H51V149L50 148H52L53 149V146H58V143H57V145L55 144V140L56 139H58V140H60L61 138H63L62 136L64 135H62L61 136V138H60V134H59V132H58V135L56 134V135H54V130L52 129V128H54L52 125H51V128L49 127L50 126V121H51V117H49L48 115L49 114H51V115H54V116H52V117H55L56 116V119L58 118L59 120H60V123H61V121L63 122V123H61V124H64V122L65 121H67V117L69 118V117H71L72 115L73 116H75V111L77 110V109H74L73 110V108L75 107V105H76V107H79L80 109V112L78 113V110H77V114L79 115H81V116H85L84 117V119H82L83 117H80V115L78 116V115H76V116H78V117H80L82 120H84L85 122H83V123H85L86 125L88 124L89 126H90V128H91V133H92V136L94 135V139H95V141H96V143H97V147H95V150H94V152H93V154H92V157H94V160L96 161V160H98V165H99V168H97L98 170L96 171V179H97V181H98V183L100 184V185H102V188H101V190L99 189V190H97V192H96V194H97V197H96V200H98V201H96V200H91L90 201V203L92 202L93 204L94 203H98V202H100V203H98V204H104V203H108L109 205H110V207H109V209H108V211L107 212H112V213H114V216L112 217L113 219H115L116 221H115V225H116V227H115V229H114V233H115V236L113 237V242L111 243V245H112V247H111V250H113L114 252L113 253H115V258L117 257V264H135V255H134V247H133V244H132V242H131V240L129 239V234L127 233V230H126V227H125V224H126V222L124 221V216H123V207H122V202H121V197H120V194H119V189H118V179H117V177H116V174H115V171H114V168H113V161H112V158H111V156H110V154H106L105 152H104V150L102 149V146H105V145H109V143H108V135H107V132H106V129H105V124H104V119H103V114H102V108H101V100H100V97H99V83H101V86H103L104 87V93H105V96H106V101H107V105H109V108L111 109V113L113 114L112 116H113V119H114V123H115V130L116 131H114V132H116V134L118 135V140L120 139V142H122V141H126L123 137H122V135L124 134H126L127 135V133H126V129H124L125 127L124 126H122V127H124V128H122L121 127V124H122V121H123V114H122V112L120 111V110H116V108H118V107H116L118 104L116 103H114V101H115V98H113V97H115L114 96V94H112L111 93V90H112V87H115V89H113V90H116V92H119L120 94H122L123 96H125V98H128L130 95H133L132 94V92H131V90H130V88H129V86L127 87L125 84H119V83H125V82H117L116 83V80H114V79H116L115 78V74H113L110 70H109V68H108V60H106L105 58V56H104V49H109L108 50V53H109V51L111 50L110 48L113 46V42H115V41H113V36L112 35H114V32L115 31H113V34L110 36L111 38H109V36H106L107 38L105 39V40H108V41H105V42H101L100 40L101 39H99L98 38V35H97V28L100 30V27H98V23H96V18H94L95 16H94V14H96L94 11H92V10H94V8L92 7V0H88ZM93 8V9H92ZM102 8H105V7H102ZM101 8V9H102ZM112 8V7H111ZM128 8V7H127ZM151 8V7H150ZM174 8V7H173ZM185 8V7H184ZM199 8V11H200V9H202V7H198ZM204 9H205V7H203ZM207 8H209L208 6H207ZM212 8H215V7H213L212 6ZM226 8V7H225ZM224 8V9H225ZM241 8H243L242 10H241ZM100 9V8H99ZM100 9V10H101ZM109 9V8H108ZM118 9V8H117ZM124 9V8H123ZM123 9H118V10H123ZM131 9H133L134 10V7L133 8H131ZM136 9V8H135ZM138 9H140V8H138ZM145 9V8H144ZM147 9H149V8H147ZM159 9H162V8H159ZM176 9V8H175ZM195 9V8H194ZM210 9V8H209ZM229 9V8H228ZM245 9V10H244ZM104 10V9H103ZM106 10V9H105ZM137 10V9H136ZM135 10V11H136ZM165 10V9H164ZM198 10V9H197ZM207 10V12H209V10L208 9H206ZM212 11L211 12H214L215 10L214 9H211ZM214 10V11H213ZM230 10V9H229ZM232 10V9H231ZM115 11H117V10H115ZM134 11V12H135ZM138 11H141V10H138ZM218 11V10H217ZM233 11V10H232ZM106 13H107V11H105ZM109 13H111L112 11L111 10H109L108 11ZM131 12V11H130ZM150 12H151V9H150ZM156 12V11H155ZM158 12V11H157ZM156 12V13H157ZM184 12V11H183ZM196 12V11H195ZM221 12V11H220ZM238 12V11H237ZM248 12H250V11H247L246 13H248ZM113 13V12H112ZM133 13V12H132ZM132 13H131V15H132ZM167 13H169V12H167ZM171 13V12H170ZM185 13V12H184ZM227 12H225V14H226ZM231 13V12H230ZM240 13V12H239ZM246 13H244L245 15H247ZM262 13V14H261ZM103 14V13H102ZM144 14V13H143ZM166 14V13H165ZM172 14V13H171ZM176 14H177V11H176ZM176 14H175V12H174V15H175V17H177L176 16ZM191 14V13H190ZM205 14V13H204ZM224 14V13H223ZM222 14V15H223ZM235 14V13H234ZM104 15V14H103ZM130 14H129V17H127V18H131L130 16H131ZM134 15H136V14H134ZM145 15V14H144ZM163 15V14H162ZM168 15H170V14H168ZM174 15L172 16V19H170V17L169 16H167V17H169V20H172L171 22H174L173 21V19H174ZM177 15H179V14H177ZM221 15V14H220ZM219 15V16H220ZM231 15V14H230ZM249 15V14H248ZM107 16H109L108 15V13H107ZM111 16V15H110ZM117 16H119V15H117ZM121 16V15H120ZM141 16H143L142 14H141ZM154 16V15H153ZM211 16V15H210ZM216 16V15H215ZM236 16V15H235ZM240 16H242V17H244L243 16V14L242 15H240ZM239 16V17H240ZM114 17V16H113ZM138 17H140V16H138ZM137 17V18H138ZM145 17H147L148 18V16H145ZM151 17V16H150ZM166 17V18H167ZM198 17V16H197ZM218 17V16H217ZM216 17V18H217ZM228 16H226V18H227ZM248 17V16H247ZM121 18H122V16H121ZM121 18H119L120 20L119 21H121V22H123L122 20L124 19V17H123V19L121 20ZM126 18V19H127ZM134 18H135V16H134ZM141 18V17H140ZM139 18V19H140ZM144 18V17H143ZM142 18V19H143ZM165 18V17H164ZM165 18V19H166ZM183 18V17H182ZM181 18V19H182ZM192 18V17H191ZM237 18H238V16H237ZM236 18V19H237ZM246 18V17H245ZM250 17H248V19H249ZM100 19V18H99ZM102 20H103V17L101 18ZM109 19V18H108ZM107 18H106V20H108ZM125 19V20H126ZM146 19V18H145ZM153 19V18H152ZM177 19V18H176ZM178 19H179V17H178ZM178 19H177V21H178ZM195 19V18H194ZM205 19V18H204ZM214 19V18H213ZM220 18H218V20H219ZM222 19V18H221ZM220 19V20H221ZM228 19V18H227ZM227 19H225V21L227 20ZM112 20H114L113 18H112ZM111 20V21H112ZM118 20V19H117ZM117 20H116V22H117ZM128 20H130V19H128ZM136 20L137 19H135V22H136ZM168 20V19H167ZM168 20V21H169ZM175 20V19H174ZM251 20V19H250ZM101 21V20H100ZM104 21H105V19H104ZM103 21V22H104ZM108 21H110V20H108ZM118 21V22H119ZM138 21H140V20H138ZM145 21V20H144ZM151 21V20H150ZM192 21H193V18H192ZM191 21V22H192ZM195 21V20H194ZM201 21V20H200ZM203 22L205 21V20H202ZM212 21V20H211ZM214 21H216V20H214ZM228 21V20H227ZM234 21V20H233ZM259 21V22H260ZM115 22V21H114ZM115 22V23H116ZM120 22V23H121ZM128 22V21H127ZM167 22V21H166ZM170 22V21H169ZM199 22V21H198ZM203 22H202V24H203ZM206 22V21H205ZM204 22V23H205ZM228 22H230V21H228ZM259 22H258V24H259ZM101 23V22H100ZM105 23V22H104ZM139 23V22H138ZM141 23V22H140ZM146 23V22H145ZM176 23H178V22H176ZM190 23V22H189ZM200 23V22H199ZM216 23V22H215ZM237 23V22H236ZM240 23H242V21L240 22ZM244 23H246V21H244ZM248 23V22H247ZM257 23V22H256ZM255 23V24H256ZM261 23V22H260ZM118 24V23H117ZM116 24V25H117ZM124 24V23H123ZM127 24V23H126ZM129 24V23H128ZM127 24V26H129ZM133 24H134V21H132L131 22V26L133 27ZM151 24V23H150ZM166 24V23H165ZM173 24V23H172ZM171 23H170V25L171 26H173ZM208 24H209V22H208ZM220 24H222V22H220ZM219 24V25H220ZM238 24V23H237ZM253 24V23H252ZM257 24V26H262V23L261 24H259L258 25ZM109 25H111V23H109L108 24V26ZM120 25V24H119ZM135 25V28H136V30H138V27H136V24H134ZM138 25H142V23L141 24H138ZM146 25H147V23H146ZM204 25V24H203ZM205 25H206V23H205ZM214 25V24H213ZM217 26H218V24H216ZM215 25V26H216ZM223 25H225L224 23H223ZM222 25V26H223ZM247 25V24H246ZM249 25V24H248ZM112 26H113V24H112ZM111 26V27H112ZM121 26H122V24H121ZM126 26V27H127ZM163 26V25H162ZM181 26V25H180ZM209 26H211L210 28H209V30H211L212 28H214V26H212L211 24L209 25ZM217 26L215 27V29L213 30V31H215L216 30V28H217ZM221 26V25H220ZM229 26H230V24H229ZM253 26V25H252ZM124 27V29H125V26H123ZM122 27V28H123ZM132 27H130V28H132ZM148 27H150L149 25H148ZM170 27V26H169ZM174 27V26H173ZM202 27H204V26H202ZM227 26H225V28H226ZM231 27H233V26H231ZM242 27V26H241ZM114 28H115V26H114ZM118 28H119V26H118ZM121 28V29H122ZM146 28V27H145ZM154 28V27H153ZM152 28V29H153ZM175 28V27H174ZM223 28V27H222ZM230 27H228V29H229ZM254 28V27H253ZM259 28V27H258ZM149 29H151V28H149ZM165 29V28H164ZM166 29H167V27H166ZM172 29V28H171ZM175 29H177V28H175ZM198 29L199 28H197V31H198ZM203 29V28H202ZM206 29V28H205ZM246 29V28H245ZM248 29V28H247ZM250 29V28H249ZM98 30V31H99ZM103 29L101 28V31H102ZM112 30H113V28H112ZM126 30H127V28H126ZM131 31H132V29H130ZM129 29L127 30V32L128 31H130ZM161 30H163V29H161ZM182 30V29H181ZM207 30V29H206ZM205 30V31H206ZM220 30V29H219ZM217 30L216 32H217V34H220V32L222 33V30ZM241 30H243V29H241ZM252 30V29H251ZM109 31H111V28H110V30ZM125 31V30H124ZM130 31V32H131ZM153 31V30H152ZM171 31V30H170ZM175 30L173 29V32H174ZM196 31V32H197ZM200 31V30H199ZM223 31H224V28H223ZM228 31V30H227ZM230 31V30H229ZM238 31H240V30H238ZM244 31V30H243ZM242 31V32H243ZM103 32V31H102ZM105 33L107 32V31H104ZM119 32H121V31H118L117 32V30H116V33L118 34ZM142 32V31H141ZM143 32H144V30H143ZM176 32V40H180V37H183V36H181L179 33H180V31L179 30H177V31H175ZM174 32V33H175ZM178 32V33H177ZM184 32V31H183ZM203 31H201V33H202ZM208 32V31H207ZM234 32V31H233ZM241 32V33H242ZM248 32H249V30H248ZM251 32V31H250ZM131 33H133V31L131 32ZM214 34H215V32H213ZM225 33V32H224ZM239 33V32H238ZM247 33V32H246ZM103 34V33H102ZM102 34H101V37H102ZM110 34V33H109ZM126 34V33H125ZM124 33H123V35H125ZM128 34V33H127ZM134 34V33H133ZM139 35H140V33H138ZM142 34H144V33H142ZM145 34H146V31H145ZM180 36H179V35ZM184 34H185V32H184ZM209 34L212 36L213 34H212V32H209ZM209 34L207 35V36H209ZM228 34H232V32L231 33H229L228 32ZM106 35H108V34H106ZM122 35V34H121ZM188 35V34H187ZM195 35H197V33L195 34ZM104 36V38H105V35H103ZM117 36V35H116ZM120 36V35H119ZM130 36V35H129ZM174 36V37H175ZM204 36V35H203ZM214 36V35H213ZM215 36H217V35H215ZM215 36H214V38H215ZM226 36V35H225ZM118 38V37H117ZM217 39H218V37H216ZM221 38V36L219 37V39ZM223 38V37H222ZM182 39V38H181ZM197 39H199V38H197ZM212 39H213V37H212ZM226 39V38H225ZM103 40V39H102ZM226 40H228V39H226ZM225 40V41H226ZM189 41V40H188ZM198 41V40H197ZM232 41V40H231ZM184 42H186V40H184ZM117 43V42H116ZM181 43V42H180ZM193 44V43H192ZM194 44H195V42H194ZM185 45H188V44H185ZM228 45H229V43H228ZM232 44H230L229 45V47L231 46ZM116 46V45H115ZM114 46V47H115ZM177 47V46H176ZM189 47V46H188ZM16 48H20L23 52H28V51H32L33 52V55H32V58L33 59H31V60H23V56H21L23 53L21 52V50H20V52L22 53H20V52H18L17 50H16ZM208 49V48H207ZM36 50H39V52L37 53V51ZM112 52H113V50H111ZM178 51V50H177ZM205 51H208V50H205L204 49V52ZM210 51V50H209ZM36 52V53H35ZM112 52H110V53H112ZM185 52V51H184ZM20 53V54H19ZM180 53V52H179ZM107 54V53H106ZM182 54L183 53H181L180 55H181V57H182ZM184 55V54H183ZM192 55V54H191ZM198 55V54H197ZM243 55V54H242ZM245 55V54H244ZM263 56V55H262ZM190 57V56H189ZM195 57V56H194ZM239 57V56H238ZM242 57H244V56H242ZM246 57H248L247 55H246ZM193 58V57H192ZM201 58V57H200ZM230 59H231V57H229ZM239 58H241V56L239 57ZM238 59V58H237ZM242 59V58H241ZM246 59V58H245ZM135 60V59H134ZM185 60H186V58H185ZM240 60V59H239ZM244 60V59H243ZM246 60H248V59H246ZM250 60V59H249ZM253 60V59H252ZM138 61V60H137ZM183 61V60H182ZM181 61V62H182ZM190 61V60H189ZM189 61H187L188 63H186L187 65L189 64ZM197 61V60H196ZM200 61V60H199ZM230 61V60H229ZM232 61V60H231ZM251 61V60H250ZM191 63L193 62L192 60L190 61ZM236 62V61H235ZM240 62H242V61H240ZM237 63V64H241V63ZM244 62V61H243ZM242 62V63H243ZM234 63V62H233ZM247 63V62H246ZM251 63H253V62H251ZM194 64V63H193ZM231 64H232V62H231ZM244 64V63H243ZM243 64H242V66H243ZM249 64V63H248ZM194 65H196V63L194 64ZM230 65V64H229ZM245 65V64H244ZM182 66V65H181ZM186 66V65H185ZM204 66V65H203ZM232 66V65H231ZM231 66H229V67H231ZM247 66V65H246ZM138 67V64H137V62H135V68H137ZM178 67V66H177ZM187 67V66H186ZM206 67V66H205ZM227 67V66H226ZM228 67V68H229ZM153 68H155V67H153ZM152 68V69H153ZM183 68V67H182ZM185 68V67H184ZM203 68V67H202ZM234 68V67H233ZM232 68V69H233ZM240 68V67H239ZM238 68V69H239ZM247 68V67H246ZM246 68L244 69L243 68V70H246ZM123 69V68H122ZM133 69V68H132ZM148 70H149V68H147ZM156 69V68H155ZM192 69V68H191ZM124 70V69H123ZM135 70V69H134ZM137 70V69H136ZM144 70V69H143ZM151 70V69H150ZM154 70V69H153ZM151 71L152 73H151V75H150V72L147 74V75H145L146 77L148 76V79L147 78H145V79H147L148 80V84L150 85V83L152 82V84H153V82H155L156 81V79L154 78V76H156L153 72H155V71ZM158 70V69H157ZM157 70H156V72H157ZM177 70V69H176ZM230 70V69H229ZM242 69L241 70H239V71H236L235 72V70H234V72L237 74L238 72L240 73L239 74V77H241V78H243L244 79V81H245V78L246 79H248L246 76H248V74L246 73V72H244ZM247 70H248V68H247ZM113 71V70H112ZM119 71L121 72V70L119 69ZM138 71V70H137ZM141 70H139L138 72H140ZM232 71V70H231ZM241 71V72H240ZM186 72H188V71H184V73H185V75H189V74H186ZM137 73V72H136ZM135 73V74H136ZM192 73V72H191ZM227 73V72H226ZM232 73V72H231ZM246 73V74H245ZM127 73H125V75H126ZM235 74V75H236ZM139 75V74H138ZM138 75H136L137 77H138ZM227 75H228V77L230 78V76L231 75H229L228 73H227ZM238 75V74H237ZM131 76V75H130ZM130 76H128V78L130 77ZM158 76H159V74L156 76L157 78H158ZM225 76V75H224ZM234 76V75H233ZM250 76V75H249ZM252 76V75H251ZM99 77V78H98ZM236 77V76H235ZM238 77V79L240 80L241 78H239ZM187 78V77H186ZM191 78V77H190ZM123 79V78H122ZM130 79V78H129ZM141 79V78H140ZM154 79H155V81H154ZM181 79H183L182 77H181ZM255 79V78H254ZM124 80V79H123ZM132 80L133 79H131L130 80V82H132ZM150 80V81H149ZM184 80V79H183ZM191 80V79H190ZM229 80V79H228ZM231 80V79H230ZM229 80V81H230ZM99 81V82H98ZM187 81V80H186ZM243 81V80H242ZM241 81V82H242ZM248 80H246V82H247ZM250 81V80H249ZM248 81V82H249ZM133 82L135 83V80H133ZM132 82V83H133ZM137 82V81H136ZM133 83V84H134ZM143 83V82H142ZM226 83V82H225ZM227 83H229V82H227ZM232 83H234V82H232ZM240 83V82H239ZM250 83V82H249ZM253 83V82H252ZM251 83V84H252ZM258 83L259 82H257V85H258ZM129 84H131V83H129ZM136 84V83H135ZM151 84V87L154 85V86H156L155 84H153L152 85ZM186 84V83H185ZM188 84H190V83H188ZM230 84H231V81H230ZM234 84H237L236 82L234 83ZM245 84V83H244ZM137 85V84H136ZM172 85H174V84H172ZM179 85V84H178ZM177 85V86H178ZM240 85L241 86H245V85H243V84H241L240 83ZM239 85V86H240ZM261 85V82H260V84H259V86ZM14 86H19V87H21V89L23 90V88L22 87H26L27 89L28 88H30L31 89V92L29 93V92H25V97H18V96H21V94L19 93L18 94V92H12L13 90H15L14 89ZM176 86V85H175ZM180 86V85H179ZM179 86H178V88H179ZM189 86V85H188ZM193 86V85H192ZM139 87V86H138ZM183 87H184V85H183ZM185 87H187V86H185ZM229 87H231V86H229ZM251 87V86H250ZM147 88H150V86H148ZM175 88H177V87H175ZM191 88V87H190ZM189 88V89H190ZM193 88V87H192ZM237 88V87H236ZM241 88V87H240ZM248 88V87H247ZM17 89V88H16ZM29 89V90H30ZM134 89V88H133ZM152 89V88H151ZM189 89H187V90H189ZM230 89V88H229ZM242 90H244V88H241ZM240 89V91H242ZM248 89H250V88H248ZM248 89H246L247 91H249ZM251 89H254V87L252 88L251 87ZM257 89V88H256ZM262 89V88H261ZM12 90V91H11ZM34 92H33V91ZM148 90V89H147ZM176 90V89H175ZM179 90H181V89H179ZM192 90V89H191ZM225 90V89H224ZM227 90H228V88H227ZM23 92V91H22ZM37 92V93H36ZM42 93V95H45L44 97L46 98V99H48L47 101H43V102H41L37 97L39 96V94L40 93ZM146 92V91H145ZM178 91H176V93H177ZM229 92V91H228ZM243 92V91H242ZM36 93V94H35ZM39 93V94H38ZM114 93V92H113ZM119 93H116V94H119ZM140 93V92H139ZM147 93V92H146ZM176 93H175V95H176ZM185 93V92H184ZM183 93V94H184ZM233 93V92H232ZM243 93H245V90H244V92ZM248 93V92H247ZM15 94L17 95V98H16V96H15ZM27 94V95H26ZM135 94H138V91H137V93H135ZM173 94V93H172ZM186 94V93H185ZM230 94V93H229ZM228 94V96L230 97V95ZM237 94V93H236ZM235 94V95H236ZM259 94V93H258ZM80 97H79V96ZM140 95V94H139ZM139 95H138V97H139ZM142 95V94H141ZM167 95V94H166ZM174 95V96H175ZM178 95V97H177V99L176 98H174V99H170V100H173L174 102H173V104H171L172 105V110H173V113H172V120L171 121H169L170 122V124H171V126H173V127H175L176 128V125H177V127L179 128V132H181L182 133V131L183 130H185V129H187L188 127H192V126H194V125H198V121L197 120H199L203 115H202V111H204V114H205V111H206V107H204V105L203 104H200L199 103V101H198V104L199 105H197V100L195 99V101H194V103L192 104V105H189V103L187 102V98H186V96L185 95H182V93H178L177 94ZM176 95V96H177ZM233 95V94H232ZM262 95V94H261ZM76 96H78L79 98H78V101L76 102V103H74L73 101H72V99H76L77 97ZM135 97L137 96V95H134ZM144 96V95H143ZM145 96H146V94H145ZM148 96H149V98H151L150 97V95L148 94ZM147 96V97H148ZM226 96V95H225ZM40 97V96H39ZM138 97H136V99L138 98ZM167 97V96H166ZM165 96H164V99L166 98ZM171 97V96H170ZM224 97V96H223ZM233 97H234V95L231 97L232 99H233ZM235 97H240L239 95L238 96H235ZM234 97V98H235ZM243 97V96H242ZM249 97V96H248ZM263 97V96H262ZM43 98V97H42ZM42 98H40L41 100H42ZM119 98H121L120 96H119ZM118 98V99H119ZM124 98V97H123ZM130 98V97H129ZM132 98L134 99V97L132 96ZM140 98V97H139ZM138 98V99H139ZM143 98V97H142ZM163 98V97H162ZM173 98V97H172ZM215 98H217V97H215ZM228 98V97H227ZM235 98V100L237 101H239V99L241 98ZM246 98V97H245ZM245 98H243V100L245 99ZM37 99L39 100V105H41L40 106V108H42V110H38L37 112L38 113H36L35 111V109L33 108V106H31V104L32 103H34L33 105H36L37 106ZM45 99V100H46ZM141 99V98H140ZM146 100V97L145 98H143V100ZM220 99V98H219ZM222 99H224V98H222ZM221 99V100H222ZM251 99V98H250ZM44 100V99H43ZM117 100V99H116ZM129 100V99H128ZM154 100V99H153ZM217 100V99H216ZM215 100V101H216ZM225 100V99H224ZM228 100V99H227ZM245 100H247V98L245 99ZM251 100H253V99H251ZM25 101H27L26 103H27V105L26 104H24L25 103ZM119 101V100H118ZM127 101V100H126ZM138 101V100H137ZM140 101H142V100H140ZM219 101V100H218ZM230 101V100H229ZM233 102H234V100H232ZM232 101H231V104H232ZM242 101V100H241ZM261 101V100H260ZM24 102V103H23ZM36 102V103H35ZM123 102H125V100L123 101ZM129 102V101H128ZM131 102V101H130ZM142 102H144V101H142ZM168 102V101H167ZM171 102V101H170ZM240 102V101H239ZM243 102V101H242ZM246 102H249V101H246ZM246 102H244V103H246ZM253 102V101H252ZM131 103H133V102H131ZM136 103H138V102H136ZM148 103V105L150 106V107H148V105H147V107L149 108H146L148 111H152V105L150 104V101H147L146 100V103H145V107H146V104ZM158 103V102H157ZM172 103V102H171ZM216 103H217V101H216ZM229 103V102H228ZM235 103V102H234ZM122 104V103H121ZM126 104V103H125ZM135 104V103H134ZM144 104V103H143ZM158 104H160V103H158ZM230 104V103H229ZM253 104V103H252ZM255 104V103H254ZM263 104V103H262ZM120 105V104H119ZM138 105V104H137ZM139 105H140V102H139ZM138 105V106H139ZM227 105V104H226ZM234 105V104H233ZM232 105V106H233ZM245 105V104H244ZM251 105V104H250ZM135 106H136V104H135ZM153 106H155V105H153ZM235 106V105H234ZM236 106H237V108H235V110L236 109H242V108H244V107H238L239 105H237L236 104ZM241 106V105H240ZM253 106V105H252ZM256 107L258 106V105H255ZM261 106H263V105H261ZM142 107H144V106H142ZM152 107V108H151ZM36 108V107H35ZM126 108V107H125ZM124 108V109H125ZM130 108V107H129ZM185 108H187V112L185 111L186 109ZM246 108V107H245ZM245 108H244V110H245ZM160 109V108H159ZM247 109H248V107H247ZM249 109L250 110H252L253 112L252 113H255L254 111L256 110L255 108H250L249 107ZM35 110V111H34ZM126 110V109H125ZM193 110V112L191 113V111ZM231 110V109H230ZM243 110V112H245V111H248V110H245L244 111ZM123 111V110H122ZM233 111H234V109H233ZM236 111H238V110H236ZM242 110H240V111H238V112H241ZM124 112V111H123ZM169 113H170V111H168ZM195 112H196V114H195ZM207 112H208V109H207ZM230 112V111H229ZM262 112V111H261ZM129 113V112H128ZM152 113H153V111H152ZM185 113H187L188 115H190V116H192V117H188V115H186ZM251 113V112H250ZM256 113H258V111L256 110ZM255 113V114H256ZM264 113V112H263ZM147 114V113H146ZM151 114V113H150ZM165 114H166V112H165ZM229 114V113H228ZM237 114V113H236ZM241 114V113H240ZM240 114H237L238 116L240 115ZM131 115H133V114H131ZM131 115H130V117H131ZM194 115V116H193ZM234 115H235V113H234ZM233 115V116H234ZM251 115H253V114H251ZM142 116V115H141ZM148 116V115H147ZM151 116H154V114H152ZM157 116V115H156ZM232 116V115H231ZM241 116V118H240V120H239V118L237 119L236 118V120H239L240 121V123L238 124L239 126H237V127H239V130L240 129H242V131L240 132L239 130H237L238 132H240V133H238V136L240 137V134L241 135H243V138H242V140L244 139V142H245V144H243L242 142H241V139H238V137L235 135L234 137H237V142L239 141L241 144L240 145H242V147H243V149L245 150L246 149V147H247V145H248V147H250V148H247L248 149V151L245 153V155L247 154V157H248V159H251V160H248L249 162L248 163H246L247 164V168L246 167H244V169H245V172L243 173L244 174V177H242L241 179L242 180H245L243 183L244 184H246V187H244L243 186V189L245 188L246 189V191H244V192H248L247 191V189H249L248 187L249 186H251V180L252 179H257V173L259 172L258 171V166H259V160H258V157H259V155L261 154L260 152L261 151H259V155H258V152H257V150H259L260 148H258L259 147V145H258V147H257V142H256V139L258 138L257 137V135L258 136H261V137H263L264 136V134H263V136H262V133H263V131H262V133H261V129H264V128H262L261 127V129H260V133L258 134V132H259V127L257 128L256 126L259 124V122H260V120H259V122H258V120L256 121V118H254L255 119V123H257V125L254 123V121L250 118V116H248L246 113H245V115L243 114V115H240ZM239 116V117H240ZM257 116V115H256ZM13 117H15L16 119H15V121H14V119H13ZM48 117H49V119H48ZM73 117H71V119H72ZM155 117H153V119H154ZM225 118V117H224ZM228 118V117H227ZM259 118V117H258ZM257 118V119H258ZM57 119V120H58ZM126 119V118H125ZM124 119V120H125ZM130 119V118H129ZM146 120H148L147 119V117L145 118ZM151 119V118H150ZM152 119V120H153ZM157 119V118H156ZM230 119H232V118H230ZM34 120H36V121H34ZM50 120V121H49ZM58 120V121H59ZM77 120H78V118L76 119V124L78 123L77 122ZM128 120V119H127ZM142 121L141 123H143V125L145 126V127H147V128H150V129H152L154 132H155V134L156 135H160L161 133H164L165 131H163V128H165V126L164 125H162L161 124V126L163 127H161V128H159V126L157 127L156 126V124L154 123V122H152L151 123V120L149 121ZM223 120V119H222ZM235 119H234V121H236ZM35 123H34V122ZM154 121V120H153ZM156 121V120H155ZM232 121V120H231ZM238 121V122H239ZM82 122V121H81ZM80 121H79V125H80V123H81ZM167 121H165V123H166ZM59 123V122H58ZM67 123V122H66ZM125 123V122H124ZM161 123V122H160ZM226 123V122H225ZM235 123V122H234ZM261 123V122H260ZM17 124V125H16ZM40 124L41 125H43V127H44V129H43V127H41L40 126ZM52 124H53V121H52ZM82 124V123H81ZM126 124V123H125ZM170 124H169V126H170ZM10 125V124H9ZM75 125V124H74ZM84 124H82L81 126H83ZM132 125V124H131ZM155 125V126H154ZM160 125V124H159ZM89 126H88V128H89ZM129 126H130V124H129ZM226 126V125H225ZM230 126V125H229ZM236 126V125H235ZM258 126H260V125H258ZM74 127H78V128H80L79 126H78V124H77V126L75 125ZM131 127V126H130ZM226 127H228V126H226ZM230 127H232V126H230ZM89 128V129H90ZM109 128V127H108ZM113 128V127H112ZM39 129V128H38ZM42 129H43V131H42ZM55 129V128H54ZM81 129V128H80ZM79 129V130H80ZM174 129V128H173ZM214 129V128H213ZM229 129V128H228ZM56 130V129H55ZM114 130V129H113ZM130 130V129H129ZM165 130V129H164ZM236 130V129H235ZM80 131H82V130H80ZM85 131V130H84ZM89 131V130H88ZM227 131V130H226ZM234 131V130H233ZM232 131V132H233ZM48 133V134H45V133ZM55 132H57V131H55ZM152 132V131H151ZM37 133H38V131H37ZM150 133V132H149ZM166 133V132H165ZM229 133V132H228ZM234 133H235V131H234ZM243 133V134H242ZM261 134V135H260ZM0 135H1V133H0ZM3 135V134H2ZM33 135H35V137H33ZM42 135V134H41ZM43 135L41 136V137H43ZM48 135V136H49ZM125 135V136H126ZM151 135H152V133H151ZM231 134L229 133V136H230ZM4 136H6V135H4ZM127 136H129V135H127ZM160 136H162V135H160ZM164 136H167L166 134L164 135ZM2 137V136H1ZM45 137V136H44ZM44 137H43V139H44ZM177 137V136H176ZM230 137H232V136H230ZM242 137V136H241ZM38 138V139H37ZM60 138V139H59ZM116 138V137H115ZM158 138V137H157ZM256 138V139H255ZM260 138V137H259ZM258 138V139H259ZM123 139V140H122ZM175 139V138H174ZM180 139V138H179ZM234 139V138H233ZM72 140V139H71ZM117 140V139H116ZM115 140V141H116ZM122 140V141H121ZM158 140V139H157ZM182 140V139H181ZM67 141V140H66ZM166 141V140H165ZM183 141V140H182ZM257 141H260V140H257ZM36 142V143H35ZM44 142V141H43ZM127 142H129V141H127ZM157 142V141H156ZM262 142V141H261ZM116 143V146H117V148H118V150L117 151H119V147H118V144H117V141L115 142ZM123 143V142H122ZM122 143H120V145H123ZM133 143V142H132ZM163 143V142H162ZM168 143V142H167ZM174 143H176V142H174ZM180 143H183V142H180ZM35 144V145H34ZM53 144H55V145H53ZM73 144V143H72ZM129 144V143H128ZM153 144V143H152ZM237 144V143H236ZM235 144V145H236ZM261 144V143H260ZM263 144V143H262ZM69 145V144H68ZM74 145H75V143H74ZM127 145V144H126ZM125 145V146H126ZM130 145H132V144H130ZM135 145V144H134ZM157 145V144H156ZM155 145V146H156ZM159 145H161L160 144V142H159ZM264 145V144H263ZM44 146V145H43ZM61 146V145H60ZM59 146V147H60ZM64 146L66 147V145L64 144ZM71 146V145H70ZM76 146H77V144H76ZM75 146V147H76ZM168 146L170 147V145H169V143H168ZM262 146V145H261ZM41 147V149H43L42 148V146H40ZM48 147H45V149L46 148H48ZM58 147V148H59ZM62 147V146H61ZM60 147V148H61ZM73 147V146H72ZM108 146H106V148H107ZM124 147V146H123ZM128 146H126V148H127ZM153 147V146H152ZM157 147V146H156ZM172 147V146H171ZM245 147V148H244ZM57 147H56V149H58ZM59 148V149H60ZM122 148V147H121ZM120 148V150H122V158L126 161V162H120V164H119V172H120V176H121V179H122V182H123V186H124V192H125V194H126V196H127V198H128V206L130 207V209H131V211H132V213H133V215H134V217L136 218V221H135V227L133 228V231H134V234L136 235V237H137V241H138V243H137V245H138V251H139V258H140V260L139 261H141V263L142 264H152V258H151V256H150V252H149V250L147 249V244L145 245L144 243H146L147 241L145 240L146 239V233H145V230L143 229L144 227H146V221L148 220V218H147V220H146V217H149V216H146L147 214H146V212L148 211V206H149V204H147V202L148 201H144V200H141V199H139L138 198V196H137V193H138V191H139V188H140V183H139V178H138V175H137V172H136V170L134 169V167H132L131 165H129V164H131L130 162L129 163H127L128 161V157H130V156H128V154H127V149L124 147V148H122L121 149ZM160 147H158V151L159 150H161V149H159ZM236 148H238L239 149V147H237V145H236ZM256 148H258L257 150H256ZM22 149V150H21ZM55 149V148H54ZM75 149H77V148H75ZM125 149H126V151H125ZM149 149V148H148ZM167 149V148H166ZM171 149V148H170ZM169 149V150H170ZM262 149V148H261ZM25 150H27V151H24V152H27V153H29V156L31 155V150L28 148H25ZM35 150V151H36ZM40 150V149H39ZM61 150V149H60ZM63 150V149H62ZM131 150H133V149H131ZM163 150V149H162ZM33 151V150H32ZM34 151V152H35ZM43 151V150H42ZM47 151L45 150V152H44V154L43 155H45L46 156V153H47ZM64 151V150H63ZM68 151V150H67ZM153 151H154V149H153ZM155 151H157V148H156V150ZM158 151L157 152H152L155 156H153L154 158H155V161H157L158 159H156L157 158V156H156V153H158ZM171 151V150H170ZM12 152V154H13V152H15V151H11ZM38 152V151H37ZM55 152H58V155H56V153ZM54 152V150H53V153L52 154H54L55 153V157L56 156H58L57 158H56V162H53V161H55V157H54V155H51V158H52V156L54 157V160L52 161V159L50 160V162L52 161V165H50L49 163H47L48 165H50V167H48L47 168V171L45 172V174H44V176L43 177H45L46 179H44V180H42L43 178L41 177V182H43V181H45V183H46V185L48 184L47 182H54V181H56V180H58V178L60 177V179L59 180H64V176L63 175H60L61 174V172L63 171L62 169H64L65 171H63L64 173H69V172H73L75 175H76V178H75V180H74V188L79 192V194L80 195H82L83 196V198H87V200H89L88 199V195H90L91 193L88 191V188L90 187V185H87V184H85L84 182H83V180H84V177L85 176H82L81 174L82 173H84V174H86V176H91V175H89V173L91 172V170H89L88 168H90V167H87L88 166V164L87 163H89L88 161H93L92 160V158H91V156L89 157V158H84L85 156H83V157H79V156H76V157H74V158H72V156H71V151L69 152L70 154L68 155V154H65V153H62V152H60V151H55ZM60 152V153H59ZM78 152V151H77ZM149 152V151H148ZM150 152V153H151ZM163 152V151H162ZM172 152V151H171ZM243 152V151H242ZM16 153H18V152H16ZM26 153V154H27ZM39 153H41L40 151H39ZM73 153V156H74V152H72ZM120 153V152H119ZM118 153V154H119ZM149 153V154H150ZM173 153V152H172ZM238 153V152H237ZM241 153V152H240ZM264 153V152H263ZM19 154V153H18ZM17 154V156L21 159V157L19 156ZM76 154V153H75ZM90 154V155H91ZM159 154V153H158ZM162 154H164L165 155V153H162ZM244 154V153H243ZM10 155H11V153H10ZM9 155V156H10ZM22 155L24 156V154L22 153ZM28 155V154H27ZM32 155H34V154H32ZM130 155V154H129ZM169 155V154H168ZM236 155V154H235ZM14 156H16V154L14 153ZM23 156H22V161H24L23 159L26 157H24L23 158ZM89 156V155H88ZM128 156V157H127ZM261 156V155H260ZM46 157V158H47ZM118 157H121L120 155L118 156ZM150 157V156H149ZM161 157H163V156H161ZM167 157V156H166ZM165 157V158H166ZM241 157V156H240ZM244 157V156H243ZM246 157V156H245ZM263 157V156H262ZM14 159V157H11V158H9V159ZM16 158V157H15ZM28 159H30L29 157H27ZM32 158V157H31ZM48 158V159H49ZM90 158H91V160H90ZM164 158V157H163ZM168 158H170V157H168ZM257 158V159H256ZM17 159V158H16ZM43 159V158H42ZM48 159H47V162H48ZM131 159V158H130ZM167 159V158H166ZM172 159V158H171ZM245 159V158H244ZM252 159H254L253 160V162H252ZM8 160V159H7ZM46 160V159H45ZM151 160V159H150ZM168 160V159H167ZM166 160V161H167ZM242 161H243V158L241 159ZM262 160V159H261ZM14 161V160H13ZM12 161V162H13ZM16 161V160H15ZM19 161V160H18ZM130 161V160H129ZM133 161V160H132ZM136 161V160H135ZM246 161V160H245ZM7 162V161H6ZM9 162V164L10 165H12L11 163H10V161H8ZM19 162H21V161H19ZM154 162V161H153ZM15 163V162H14ZM35 163V162H34ZM58 163H60V164H62L63 165V168L61 169L62 171H60V169L57 167V164ZM133 163V162H132ZM136 163V162H135ZM154 163H156L155 164V166H156V168H160V169H162V170H164L165 169V171H166V162L165 161H161L160 160V162H154ZM168 163V162H167ZM242 163V162H241ZM244 163V162H243ZM242 163V164H243ZM17 164V163H16ZM15 164V165H16ZM45 164V163H44ZM46 164V165H47ZM86 164H87V166H86ZM245 163H244V166L246 165ZM47 165V166H48ZM133 165V164H132ZM263 165V164H262ZM59 166V165H58ZM133 166H135V165H133ZM154 166V167H155ZM20 169H19V168ZM25 167H27V164H26V166ZM24 167V168H25ZM41 167V166H40ZM59 167H62V166H59ZM15 168V167H14ZM28 168V167H27ZM9 169V168H8ZM32 169V168H31ZM42 168H40V170H41ZM175 168H173V170L171 171V172H175V170H174ZM17 170V171H18ZM39 170V169H38ZM43 170V169H42ZM157 170V169H156ZM155 170V171H156ZM32 171V170H31ZM90 171V172H89ZM164 171V172H165ZM13 172V171H12ZM16 172V171H15ZM40 172H43V171H40ZM262 172V171H261ZM25 173H26V171H25ZM166 173H167V171H166ZM168 173H170V172H168ZM167 173V174H168ZM182 173V172H181ZM260 173V172H259ZM262 173H264V171L262 172ZM41 174V173H40ZM173 174V173H172ZM26 175H28L27 173H26ZM42 175V174H41ZM60 175V176H59ZM166 175V174H165ZM57 176H59V177H57ZM171 176V175H170ZM169 176V177H170ZM191 176V175H190ZM10 177V176H9ZM27 177V178H26ZM35 177V176H34ZM56 177H57V179H56ZM168 177V178H169ZM180 177H182V175L180 176ZM264 176L262 175V178H263ZM12 178L14 179L15 177H13L12 176ZM171 178V177H170ZM183 179H184V177H182ZM181 178V179H182ZM195 178V177H194ZM244 178V179H243ZM17 179V180H18ZM35 180H36V178H34ZM16 180V181H17ZM35 180L34 181H32L33 182V184L35 185L36 183H35ZM58 180V181H59ZM172 180H173V178H172ZM190 180V179H189ZM189 180H188V183H190L191 184V182H189ZM240 180V179H239ZM258 180H260V179H258ZM14 181V180H13ZM195 181H196V179H195ZM239 182V184L240 183H242V182ZM262 181H264L263 179L262 180H260V182H262ZM49 182V183H50ZM63 182V181H62ZM61 182V184L62 185H64V183H62ZM184 182V181H183ZM209 182V181H208ZM208 182H205V183H208ZM259 182V184L261 185L262 183H260ZM185 183V182H184ZM243 183H242V185H243ZM32 184V183H31ZM33 184L31 185V186H33ZM40 184H43V183H40ZM39 184V185H40ZM159 184H161L160 182H159ZM163 184V183H162ZM190 184H189V186L188 187H190L191 188V186H190ZM213 184V183H212ZM218 184L219 183H216L215 182V189H216V187H218ZM227 184V185H226ZM29 185V184H28ZM28 185L26 186L27 188H28ZM38 185V186H39ZM58 185H60L59 184V182H58ZM57 185V186H58ZM217 185V186H216ZM223 185V184H222ZM229 185V187L230 186H232L230 183H225V185H224V189H226V187ZM238 185V184H237ZM241 185V186H242ZM30 186V187H31ZM37 186V185H36ZM43 186H44V184H43ZM48 186H49V184H48ZM161 186V185H160ZM159 186V187H160ZM184 186V185H183ZM187 185L185 184V186L184 187H186ZM210 186L211 185H209L208 187H209V191H211L210 193H212V195H213V193H215V192H212V190H214V191H216L215 189H214V187H213V185L211 186L212 188L210 189ZM240 185H238V187H239ZM240 186V187H241ZM23 187V188H22ZM45 187V186H44ZM56 187V186H55ZM61 187V185L59 186V187H57L58 189ZM164 187V186H163ZM162 187V188H163ZM193 187V186H192ZM194 187H196V185L194 186ZM236 190L238 189V187L236 186V185H234L233 186ZM233 187H230V188H232V189H234ZM237 187V188H236ZM240 187H239V189L238 190H240ZM26 188V189H27ZM33 188L35 189V187L33 186ZM39 188H41V187H39ZM56 188V189H57ZM65 188H68V186H66ZM189 188V189H190ZM219 188V187H218ZM218 188H217V192L216 193H218ZM220 188H221V185H220ZM219 188V189H220ZM32 189V188H31ZM30 189V190H31ZM33 189V190H34ZM36 189H38V187H36ZM35 189V192H31L30 190V193H33L32 194V197L33 198H35V195H34V193H37L38 192V190H36ZM42 189V188H41ZM58 189H57V192H58ZM186 189H188V188H186ZM204 189H206L205 191H207V192H209L208 190H207V187L206 188H204ZM224 189H220V191H219V193H218V195H219V197L220 198H224L223 196L224 195H222V190H224ZM235 189L232 191V192H235ZM244 189V190H245ZM45 190V193H47L46 192V188L44 189ZM66 190V189H65ZM63 191V193L62 194H57V195H63L64 194V197L62 196V198H61V196H60V198H58L60 201H64V203L66 204V205H69V206H71V197L68 195V193H66V191ZM162 190V189H161ZM194 189H192L191 190V194H196V193H198V192H196V190H194ZM199 190V189H198ZM43 191V190H42ZM200 191V190H199ZM202 191H203V189H202ZM227 191V189L226 190H224V192L223 193H225ZM230 191V192H231ZM44 192V191H43ZM207 192H205V195L206 194H208ZM229 192V190H228V192H226V196H228V193H229V195L231 194V197H232V194H233V197L232 198H234V199H232L231 197H227L228 199H232V202L231 203H227L228 205H232L231 206V209H229V211L228 212H230V211H232V210H234L235 208H236V206H237V204L238 203H236V202H239V204H241V205H243V203H240V199H241V197H240V194H239V192L238 193H230ZM249 192H250V190H249ZM203 193V192H202ZM209 193V196L211 195ZM40 194H41V192H40ZM123 194V193H122ZM235 194H238V195H235ZM31 195V194H30ZM211 195V196H212ZM217 195V196H218ZM234 195H235V197H234ZM246 195L249 197V195H248V193H246ZM264 194H262V196H263ZM222 196V197H221ZM213 197V196H212ZM237 197V198H236ZM240 197V198H239ZM247 197V198H248ZM31 198V197H30ZM46 198V197H45ZM215 198H216V195H215V197L214 198H210V199H214L215 200ZM239 198V199H238ZM245 200H247L246 199V197L244 196L243 197ZM209 198L208 199H206V200H210ZM238 199V200H237ZM263 199V198H262ZM32 200V199H31ZM203 200L204 201H206L204 198H203ZM211 200V201H212ZM213 200V201H214ZM221 200V199H220ZM220 200H219V203H218V199L216 198V200H215V202H217L216 204H215V202H213L212 201V204L214 203V205H219L220 206V203H221V205L223 204L224 205V203H226V202H220ZM223 200V199H222ZM221 200V201H222ZM236 200V202L234 203V201ZM240 200V201H239ZM249 200H251V198L249 197L248 198V201H244L245 202V204H246V202H248V204H249V202H250V207H251V201H249ZM44 201V200H43ZM210 201V202H211ZM241 202H243V201H241ZM263 202H264V200H263ZM35 203V202H34ZM40 203V202H39ZM96 203V204H97ZM232 203H234V205L232 204ZM73 204V203H72ZM92 204V206L91 207H89L90 208V216H92L91 218H90V221H88V222H86V223H84V224H79V215H78V213H79V211L75 208V207H73V208H71V209H68L67 207H63V210H64V212H63V214L62 215H60L59 217L61 218H59V222H58V224L59 225H61V226H64L62 229H61V231H63V232H65V233H71L73 236V238H74V236L75 237H78V240L81 242V243H83V244H86L87 246H88V243H89V240L87 239V235H88V231L91 229V226L94 224V223H96V221H98V220H100V219H102V218H104V217H99V216H103L104 214H103V209H105L104 207H103V205H101L102 207H103V209L102 210H99V208H101L100 206H99V208H96V207H94V206H97L96 204H94L93 205ZM125 204V203H124ZM227 204H225V205H227ZM91 205V204H90ZM224 205V206H225ZM38 206V205H37ZM43 206V205H42ZM81 206H83V205H81ZM224 206H222V207H224ZM125 207V206H124ZM221 207V208H222ZM227 207V206H226ZM226 207H224V208H222L221 210H223V209H225V210H227V208ZM230 207V206H229ZM233 207H235L234 209H233ZM246 207V209H244ZM249 207V208H250ZM83 208V207H82ZM241 209H243V210H245L246 212H248L249 210V208L247 207V206H244V207H240ZM79 209V208H78ZM126 209V208H125ZM129 209V208H128ZM250 209H252V208H250ZM248 210V211H247ZM88 211V212H89ZM130 211V210H129ZM238 212H236V210H235V212L236 213H234V211L233 212H231V213H234V214H238V213H240L241 211L240 210H237ZM240 211V212H239ZM220 212V211H219ZM227 212V213H228ZM42 213H44L43 211H42ZM102 213V214H101ZM215 213H217V212H215ZM231 213H228V214H231ZM218 214V213H217ZM219 214H221V217L220 218H222V219H225L226 217H224L223 218V214H224V216H227V214L226 213H224L223 211H221ZM245 214V213H244ZM247 214V213H246ZM37 215H39V213L37 214ZM241 215H242V213H241ZM172 216V215H171ZM170 216V217H171ZM188 216V215H187ZM238 216V215H237ZM236 216V217H237ZM243 216V215H242ZM169 217V218H170ZM98 218H100V219H98ZM137 218H138V220H139V218H140V220L138 221L137 220ZM183 218V217H182ZM185 218V217H184ZM70 219H73L72 220V222H70ZM172 219V218H171ZM188 220L190 219V218H187ZM192 220H193V217L191 218ZM221 219V220H222ZM226 219H228V216H227V218ZM231 219V218H230ZM186 220V219H185ZM195 220V219H194ZM194 220H193V222H194ZM40 221V222H39ZM101 221V220H100ZM99 221V222H100ZM168 221H170L171 222V220H169L168 219ZM172 221H175V219H172ZM187 221V220H186ZM223 221V220H222ZM188 223H191V222H189L188 221ZM44 224H47V223H44ZM57 224V225H58ZM172 224H176V221H175V223L174 222H172ZM98 225V224H97ZM96 225V226H97ZM70 226L72 227V228H70ZM93 226H95V224L93 225ZM95 226V227H96ZM25 228V229H20V230H18L17 229V231H15L16 229L15 228ZM70 228V229H69ZM93 228V227H92ZM9 229H13V230H11V231H9ZM80 229H81V231H80ZM54 230H56L57 231V229H55L54 228ZM0 231V233H2ZM58 231H59V228H58ZM60 231V232H61ZM70 231V232H69ZM5 232H7V231H5ZM4 232V233H5ZM59 232V233H60ZM62 232V233H63ZM9 233V234H10ZM54 234V233H53ZM70 234V235H71ZM1 235V234H0ZM5 235H6V233H5ZM70 235H68V237L70 236ZM9 236V235H8ZM8 236H6L7 237V240H8V238L9 237H12L11 235L8 237ZM53 236V235H52ZM62 236H63V238L65 239V237H64V235L62 234ZM61 236V237H62ZM68 237H67V239H68ZM71 237V236H70ZM71 237V238H72ZM52 238V237H51ZM62 238V240L64 241V239ZM69 239V242L68 243H71L72 244V239ZM53 239V238H52ZM67 239H66V241H67ZM75 240L77 239V238H74ZM74 239H73V241H74ZM6 240V241H7ZM13 240V242H12V244L14 245V241ZM57 240V239H56ZM56 240H54V241H56ZM10 239H9V243H10ZM66 241H64V242H66ZM145 241V242H144ZM49 243L48 245L46 244V243ZM6 243V242H5ZM56 243H57V241H56ZM56 243H54V244H56ZM67 243V242H66ZM11 244V243H10ZM11 244V245H12ZM71 244H69V245H66L67 247H69ZM44 246H47L46 248H43ZM53 246V245H52ZM52 246H50V248L52 247ZM72 246V245H71ZM70 246V247H71ZM106 246V245H105ZM109 246V245H108ZM70 247H69V251H70ZM7 248V247H6ZM11 248V247H10ZM54 248V247H53ZM89 248V247H88ZM105 248V247H104ZM52 249V248H51ZM71 249H72V247H71ZM91 249V248H90ZM90 249L88 250V251H90ZM110 249V248H109ZM5 250V249H4ZM45 250H47L46 252H45ZM67 250H68V248H67ZM110 250V251H111ZM18 251V250H17ZM71 252V251H70ZM70 252H68V253H70ZM2 253V252H1ZM0 253V264H8V263H5L4 261L7 259V255L6 254H1ZM73 253V252H72ZM54 254L56 255V254H58V252L56 253V252H54ZM80 254V253H79ZM86 254H87V252H86ZM86 254H81V255H74V254H72V256H74V257H77L76 259L78 260V261H80V263H78V264H96L95 263V259L93 260V261H91V259H90V257L88 256V255H86ZM50 255V256H49ZM43 256V257H42ZM94 256V255H93ZM96 256V255H95ZM94 256V257H95ZM110 256V255H109ZM36 257V258H35ZM40 257H42V258H40ZM51 257V258H52ZM55 257V258H54ZM53 258L54 259H57L56 257L57 256H54ZM97 257V256H96ZM95 257V258H96ZM102 260H101V263L103 262V261H105L106 259H104V256L102 255ZM107 257V256H106ZM9 258V257H8ZM38 259V260H39ZM104 259V260H103ZM111 259V258H110ZM9 260V259H8ZM7 260V261H8ZM49 260H51L50 258H49ZM38 263H37V262ZM52 262H54L53 260H51ZM50 261V262H51ZM74 261V260H73ZM71 262V263H73L74 264V262H76V261H74V262ZM113 261L114 260H112V264H113ZM42 263V264H45V263ZM60 262V261H59ZM58 262V263H59ZM110 262H111V260H110ZM227 262V261H226ZM228 262H229V260H228ZM232 262V261H231ZM231 262H229V263H231ZM61 263L63 264V262H62V260H61ZM114 263H115V261H114ZM228 263V264H229ZM76 264V263H75ZM103 264H105L104 262H103ZM110 264V263H109ZM227 264V263H226Z\"/></svg>",
    "mask_w": 264,
    "mask_h": 264
},
{
    "label": "built area",
    "instance_id": "3",
    "mask_svg": "<svg viewBox=\"0 0 264 264\" xmlns=\"http://www.w3.org/2000/svg\"><path fill=\"white\" fill-rule=\"evenodd\" d=\"M193 112V110L191 111V113Z\"/></svg>",
    "mask_w": 264,
    "mask_h": 264
}]
</instances>
